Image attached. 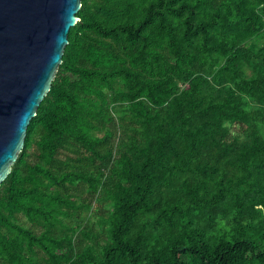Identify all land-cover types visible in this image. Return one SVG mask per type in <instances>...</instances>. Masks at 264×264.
I'll list each match as a JSON object with an SVG mask.
<instances>
[{"label": "trees", "instance_id": "1", "mask_svg": "<svg viewBox=\"0 0 264 264\" xmlns=\"http://www.w3.org/2000/svg\"><path fill=\"white\" fill-rule=\"evenodd\" d=\"M0 186V264H264V0H83Z\"/></svg>", "mask_w": 264, "mask_h": 264}, {"label": "water", "instance_id": "2", "mask_svg": "<svg viewBox=\"0 0 264 264\" xmlns=\"http://www.w3.org/2000/svg\"><path fill=\"white\" fill-rule=\"evenodd\" d=\"M83 0H0V186L63 63Z\"/></svg>", "mask_w": 264, "mask_h": 264}]
</instances>
